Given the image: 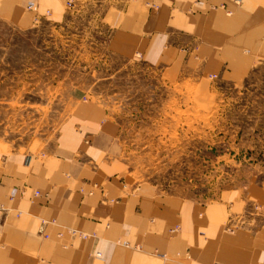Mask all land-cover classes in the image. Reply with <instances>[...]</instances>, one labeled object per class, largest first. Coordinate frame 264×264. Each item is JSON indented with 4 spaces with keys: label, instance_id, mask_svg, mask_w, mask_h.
<instances>
[{
    "label": "crops",
    "instance_id": "1",
    "mask_svg": "<svg viewBox=\"0 0 264 264\" xmlns=\"http://www.w3.org/2000/svg\"><path fill=\"white\" fill-rule=\"evenodd\" d=\"M66 1L0 0V17L19 30L62 24L79 4ZM88 3L107 58L145 65L166 82L241 83L264 63V0ZM76 101L42 149L0 150V264H264V183L205 200L137 181L121 173L116 116L96 99Z\"/></svg>",
    "mask_w": 264,
    "mask_h": 264
},
{
    "label": "rangeland",
    "instance_id": "2",
    "mask_svg": "<svg viewBox=\"0 0 264 264\" xmlns=\"http://www.w3.org/2000/svg\"><path fill=\"white\" fill-rule=\"evenodd\" d=\"M87 1L72 10L66 1L57 25L19 30L0 17V150L42 149L81 97L116 116L122 174L205 200L264 183V63L241 83L166 82L145 65L107 58Z\"/></svg>",
    "mask_w": 264,
    "mask_h": 264
},
{
    "label": "built area",
    "instance_id": "3",
    "mask_svg": "<svg viewBox=\"0 0 264 264\" xmlns=\"http://www.w3.org/2000/svg\"><path fill=\"white\" fill-rule=\"evenodd\" d=\"M73 6V0H67V8L68 7H72ZM27 8L28 9H30L31 8V3H30V5H28L27 6ZM37 20H38V17H35V22H37ZM214 77H216L215 75H211V78H214ZM29 160H30V156H27L26 158H25V161L26 162H29ZM95 187H96V185H94ZM40 194V191L39 190H36L35 192H34V196H36V195H39ZM49 223V221H47V220H42V225H46V224H48ZM52 223H53V221H52ZM178 225L177 226H175L174 228H172V229H170L171 231H174V232H176L177 230H178ZM66 231L67 232H69L71 235H78V236H80V237H82V238H84V237H86L87 236V234H88V232L86 233V232H80V231H78V230H75V229H73V228H70V227H68L67 229H66ZM60 235V234H59ZM89 235H92V234H89ZM48 235L47 234H45V237H47ZM95 255L96 256H99L100 254L98 253V252H96L95 253ZM160 255V257L161 258H163V257H166V255H165V253H163V254H159Z\"/></svg>",
    "mask_w": 264,
    "mask_h": 264
},
{
    "label": "bare ground",
    "instance_id": "4",
    "mask_svg": "<svg viewBox=\"0 0 264 264\" xmlns=\"http://www.w3.org/2000/svg\"><path fill=\"white\" fill-rule=\"evenodd\" d=\"M31 7H32V5H31ZM24 192H25V189H21V190L19 191V195H20V194L22 195ZM12 195H13V193H11L10 196L12 197ZM33 195H34V194H33ZM67 228H68V227H64V230H63V231H65V232H66L67 234H69L70 236H78V235H71L69 232L66 231ZM75 230H76V229H75ZM78 231H79V230H78ZM80 232H81V231H80ZM83 233H84V232H83ZM59 234H60V235H59ZM59 234H58L59 236H62L63 232H59ZM88 235H89V234H87V236H88ZM92 235H94V234H92ZM87 236H86V237H87ZM78 237H80V236H78ZM80 238H82V237H80Z\"/></svg>",
    "mask_w": 264,
    "mask_h": 264
}]
</instances>
